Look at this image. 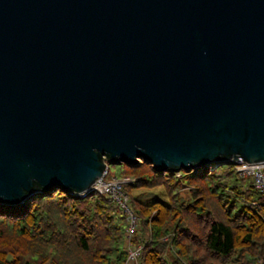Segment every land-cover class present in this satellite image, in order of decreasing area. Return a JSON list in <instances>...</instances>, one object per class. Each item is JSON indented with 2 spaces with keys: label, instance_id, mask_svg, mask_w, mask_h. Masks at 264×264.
I'll return each instance as SVG.
<instances>
[{
  "label": "water",
  "instance_id": "water-1",
  "mask_svg": "<svg viewBox=\"0 0 264 264\" xmlns=\"http://www.w3.org/2000/svg\"><path fill=\"white\" fill-rule=\"evenodd\" d=\"M141 160L264 162V0H0V204Z\"/></svg>",
  "mask_w": 264,
  "mask_h": 264
},
{
  "label": "trees",
  "instance_id": "trees-1",
  "mask_svg": "<svg viewBox=\"0 0 264 264\" xmlns=\"http://www.w3.org/2000/svg\"><path fill=\"white\" fill-rule=\"evenodd\" d=\"M121 165L138 178L125 191L140 219L139 264H264V193L247 187L235 162L164 173L146 160ZM141 188L152 190L133 194ZM127 225L98 191L52 188L0 204V264H126Z\"/></svg>",
  "mask_w": 264,
  "mask_h": 264
},
{
  "label": "built area",
  "instance_id": "built-area-1",
  "mask_svg": "<svg viewBox=\"0 0 264 264\" xmlns=\"http://www.w3.org/2000/svg\"><path fill=\"white\" fill-rule=\"evenodd\" d=\"M236 163V171L240 178L250 181L251 184L260 192L264 193V162L247 163L240 160ZM108 172L99 179L93 186V191H98L111 198L117 203L127 220L126 246L128 257L126 264H137L141 246H136L132 239L140 227L138 214L131 208V198L125 191L128 185H134L138 178L134 176L115 177L112 180L106 178Z\"/></svg>",
  "mask_w": 264,
  "mask_h": 264
},
{
  "label": "rangeland",
  "instance_id": "rangeland-1",
  "mask_svg": "<svg viewBox=\"0 0 264 264\" xmlns=\"http://www.w3.org/2000/svg\"><path fill=\"white\" fill-rule=\"evenodd\" d=\"M122 164V163H121ZM121 164H110L109 165V168L107 170L108 174L106 176V178L108 180H112L113 178L115 177H120V176H133V175H124V172H123V165ZM226 164V163H225ZM219 166L218 163H213L210 165V168L211 170H216V168ZM191 171V170H190ZM189 171V172H190ZM251 184V182L249 181L247 183V187H249V185ZM152 189H149V188H141V189H137V190H133V194H142V193H145V192H149L151 191ZM156 193H159L160 195H162V191L164 190L163 187H157L155 189H153ZM148 239V236H146V240ZM137 246V244H136ZM127 247V246H126ZM131 263L133 264V261H131ZM137 264H139V261L137 262Z\"/></svg>",
  "mask_w": 264,
  "mask_h": 264
}]
</instances>
